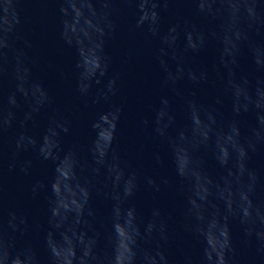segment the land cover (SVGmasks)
<instances>
[{
	"label": "water",
	"instance_id": "1",
	"mask_svg": "<svg viewBox=\"0 0 264 264\" xmlns=\"http://www.w3.org/2000/svg\"><path fill=\"white\" fill-rule=\"evenodd\" d=\"M0 264H264V0H0Z\"/></svg>",
	"mask_w": 264,
	"mask_h": 264
}]
</instances>
